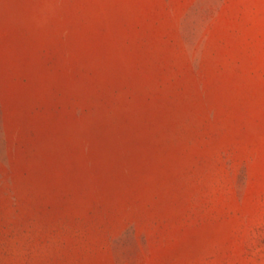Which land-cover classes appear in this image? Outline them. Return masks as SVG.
<instances>
[{"label": "rangeland", "instance_id": "rangeland-1", "mask_svg": "<svg viewBox=\"0 0 264 264\" xmlns=\"http://www.w3.org/2000/svg\"><path fill=\"white\" fill-rule=\"evenodd\" d=\"M0 264H264V0H0Z\"/></svg>", "mask_w": 264, "mask_h": 264}]
</instances>
